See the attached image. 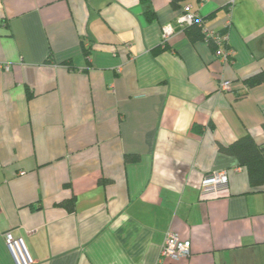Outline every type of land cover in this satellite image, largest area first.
<instances>
[{
  "label": "crops",
  "instance_id": "obj_1",
  "mask_svg": "<svg viewBox=\"0 0 264 264\" xmlns=\"http://www.w3.org/2000/svg\"><path fill=\"white\" fill-rule=\"evenodd\" d=\"M230 1L0 0V264L5 232L30 264H264V188L219 149L264 143V0ZM185 6L231 62L186 28L161 44ZM169 230L190 255L160 263Z\"/></svg>",
  "mask_w": 264,
  "mask_h": 264
},
{
  "label": "built area",
  "instance_id": "obj_2",
  "mask_svg": "<svg viewBox=\"0 0 264 264\" xmlns=\"http://www.w3.org/2000/svg\"><path fill=\"white\" fill-rule=\"evenodd\" d=\"M205 0H200V3H204ZM235 0L230 1L229 9ZM203 18L197 11H190L189 6L183 8L182 13L175 18L174 23L166 24L161 29V44H164L169 36L174 33V29H183L189 25L196 23L202 26V32L205 38H211L218 45V49L214 54L220 59L221 62H231L232 49L222 47L221 43L226 40V33L220 36L215 31L208 29L204 26ZM229 20L227 23L229 24ZM227 41V40H226ZM3 68L8 69V65H3ZM231 81L222 80L218 85V91L223 92L229 89ZM228 182L227 171H215L209 176L205 177L200 184L201 189L208 194L216 195L220 192L219 188L223 187ZM4 239L7 248L15 258L16 264H30L32 262L31 257L25 249L21 238H14L10 232L4 233ZM190 255V241L180 239L178 234L174 231H167L164 235L163 241L160 246L159 260L163 263L166 260L178 261L185 259Z\"/></svg>",
  "mask_w": 264,
  "mask_h": 264
},
{
  "label": "trees",
  "instance_id": "obj_3",
  "mask_svg": "<svg viewBox=\"0 0 264 264\" xmlns=\"http://www.w3.org/2000/svg\"><path fill=\"white\" fill-rule=\"evenodd\" d=\"M175 1V0H173ZM148 14V13H147ZM189 32L192 33L193 39L202 38L208 45L216 52L218 45L211 38H205L202 32V26L196 23L186 27ZM216 34L223 36L226 33L225 29L215 31ZM222 47L231 48L226 40L221 43ZM264 80V74L260 73L249 77L247 84L252 85ZM262 128L264 130V121L262 122ZM219 149L225 151L228 154L234 155L239 164L244 166L246 169L248 182L251 188L257 189L260 187L264 188V143L258 144L249 134L239 136L231 143L227 145L220 144ZM127 160L130 158L127 157Z\"/></svg>",
  "mask_w": 264,
  "mask_h": 264
}]
</instances>
